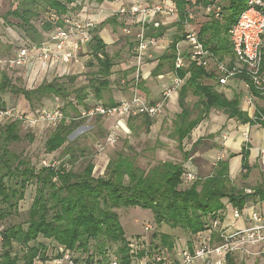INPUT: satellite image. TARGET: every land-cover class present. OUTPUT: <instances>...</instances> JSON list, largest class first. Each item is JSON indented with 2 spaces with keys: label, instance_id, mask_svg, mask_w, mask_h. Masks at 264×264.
<instances>
[{
  "label": "trees",
  "instance_id": "16d2710c",
  "mask_svg": "<svg viewBox=\"0 0 264 264\" xmlns=\"http://www.w3.org/2000/svg\"><path fill=\"white\" fill-rule=\"evenodd\" d=\"M93 1L101 4L114 0ZM170 1L177 12V19L171 25L175 29V34L171 39V46L160 57L151 75L157 76L164 62L173 70L174 49L175 45L182 40L185 22L188 20L187 10L194 16L193 22H196V16L200 15L196 24L198 39L204 47L218 61H232L228 30L243 11L247 0ZM75 2L76 0H22L16 9L8 11L1 18L4 23L7 22L8 17L17 19L19 22L16 26L21 30L24 39L29 40L30 44L39 45L42 34L31 24L32 19L37 18L39 14L35 11V7L39 5L63 17ZM211 5L220 7L219 17L215 18L213 13H204L205 8ZM115 20H117L115 17H110L101 22L100 26ZM119 25L123 24L119 23ZM52 28V23H46L41 31L48 32ZM166 29L163 26L149 29L147 35L162 38ZM87 45L93 59V63L88 65L95 69L86 85L75 87V77L70 76L65 82L61 81L65 79L62 77L43 79L35 88L25 89L14 86L7 78V73L3 72L0 77V94L9 91L13 95L22 96L28 103V109L25 110L20 105L16 107L27 115L37 109L46 108L42 106V103L45 99L51 98L59 100L55 106H59L64 114L63 104L74 94L76 103L67 102L66 104L71 105L78 115L77 105L82 106L83 109L91 106L84 104L90 94L94 99L102 101L105 93H108L114 66L113 58L107 53L106 45L98 36V29L95 28L92 31L91 41ZM175 75L183 80L178 91V105L182 108L174 131L180 145L185 139H190L191 132L208 117L212 110L219 111L227 119H233L240 124L258 125L264 129V108H259L254 113V118H250L239 108L240 96L236 92L233 98L229 99L224 93L216 90L219 86L211 73L201 67L190 65L176 70ZM139 80L135 85L138 90H141L142 83ZM231 86L232 84L226 87ZM188 94L197 98L195 108L198 112L192 120L189 111L184 107ZM254 94H256L255 91ZM36 104L41 107L34 108ZM102 104L107 107L116 105L113 102ZM6 106L9 105H4L0 100V107ZM138 117L143 120L146 128L151 126L152 119L146 115L128 119ZM65 119L55 127L45 126L52 129L44 142L46 153L56 152L67 143L73 131V125L71 122L66 123ZM20 125L26 132L32 134L36 132L25 128L20 122L0 123V204L3 206L0 208V224L8 220V223L0 226V264H19V262L34 264L35 261H49L59 256L58 248L73 254L80 252L87 261L102 260L101 263L105 264L112 256H115L118 264H133L130 253L131 242L129 243L124 236L116 212L120 208L149 209L157 226L165 224L172 229L178 228L192 237L204 231L209 220L218 218L223 221L222 213L226 209L224 201L227 205L239 210L244 209L247 200L251 197L264 202L262 187L246 193L244 188H236L232 184L228 160L235 157L234 154H229L227 159L218 160L206 176H200L194 169L198 179L188 187H184L181 181L186 171L182 164L162 162L148 169H142L135 164L134 157L131 158L122 152L108 161L102 176L94 177V166L91 162H88L81 172L72 171L65 160H58L61 161L59 166L53 168L41 167L42 159L35 168L24 160L22 155L9 151L5 145L22 140L18 134ZM25 136L31 142L33 141V136ZM200 139L198 138L192 146H197ZM248 147L244 144L240 153V168L245 172L249 170ZM64 152L68 155V160L73 162L74 155L69 150ZM183 154L184 160H188V153ZM28 185H35V196L22 218L18 204L24 199ZM153 238L158 239V242L152 249L144 248L145 240L136 239L143 248L138 255L139 259L145 257V249L149 251L166 249L168 252H173L176 248L169 235L160 234L158 238V235L154 234ZM46 241L48 245L53 246L55 256L53 254L47 256ZM111 245H118L115 251L111 249ZM149 254L147 256L150 258ZM233 257L228 256L226 264H233ZM79 258L76 260L78 261Z\"/></svg>",
  "mask_w": 264,
  "mask_h": 264
},
{
  "label": "built area",
  "instance_id": "2783aa9c",
  "mask_svg": "<svg viewBox=\"0 0 264 264\" xmlns=\"http://www.w3.org/2000/svg\"><path fill=\"white\" fill-rule=\"evenodd\" d=\"M187 11L189 12L188 20L185 22L182 40L175 45L174 49L171 82L164 86L161 101L147 103L144 98L138 97L135 93L131 99L122 100L111 107L95 103L87 109L82 108L78 111V119H113V125L105 135L104 145L114 146L118 140L119 131L124 129V120L141 115H146L150 119L161 116L165 102L183 84V80L175 75V71L190 65L201 67L211 73L219 87L233 84L236 93L242 96V101L252 110L250 118H254V113L259 109L255 107V100L264 101V0H247L243 11L229 28L228 38L232 61H218L204 47L198 39V30L191 27L194 16L189 10ZM219 11V6L211 5L205 8L204 13H213L217 18ZM163 15L171 17L172 22L176 21L177 12L172 2L162 1L158 4L136 2L128 7H121L109 15L122 22L123 32L126 35H131L135 30L132 49L137 71L135 84L139 80L144 54L148 50L157 48L168 50L171 46L172 40L163 41L162 38L147 35L149 29L162 26L158 17ZM100 16L99 11L93 19H83L75 15L60 17L55 12H50L49 18L53 28L47 39L39 45L23 41L15 55L8 58L0 55V69L14 71L39 63L44 66L45 77L50 80L67 75L70 65L77 62L68 43L79 37L80 42L87 45L91 41L92 31L97 27ZM167 17L163 19L168 20ZM63 119L65 116L59 106L40 108L29 115L22 113L16 106L0 107V121L20 122L25 128L35 131L41 125L55 127ZM248 127L247 124L241 133L245 142L249 141ZM223 139L225 140L224 137ZM98 150L101 152L102 146H99ZM258 156L264 173V149L259 150ZM222 158L223 155L218 156L217 161ZM60 162L53 158H45L40 162V166L56 168ZM197 179V175L190 170H186L181 177L184 185L192 184ZM225 210L227 211V208ZM229 211V224H224L218 218L211 219L204 231L192 236L189 244L176 248L173 252H168L166 249L152 251L145 249V257L139 260L137 257L139 251L133 252V250L143 248L137 240L133 241L130 250L132 261L135 263L137 260L138 264H226L228 256L241 254L245 257L262 259L264 263V212L248 208L239 210L234 207H230ZM237 221H242L243 226L236 227ZM150 228L147 225L144 231L148 232ZM57 253L59 256L53 259V264H102V260L87 261L85 256L77 261L73 253L63 251L62 248H58ZM105 264H118V262L116 257L112 256Z\"/></svg>",
  "mask_w": 264,
  "mask_h": 264
},
{
  "label": "rangeland",
  "instance_id": "374dc122",
  "mask_svg": "<svg viewBox=\"0 0 264 264\" xmlns=\"http://www.w3.org/2000/svg\"><path fill=\"white\" fill-rule=\"evenodd\" d=\"M133 1L137 2L140 0ZM162 1L170 0H148V3L158 4ZM14 2H10L9 6L0 5V17L14 6ZM40 12L42 13V11ZM163 17L166 18L167 16H159L158 19L160 20ZM99 18L100 19H98L97 28L101 29L105 25L100 26V23L105 19H110V16L103 18L100 16ZM167 18L172 21L171 17ZM195 19L196 21L199 20L200 15L198 14ZM36 21V18L33 19V24L36 27H39ZM18 22L19 21L17 19L9 17L8 21L4 23L0 18V55L10 54L12 51H15L24 41V36L21 30L16 26ZM119 22V20H115L110 23V25H107V28H109L110 34L114 39V45H111V47H109L108 49V52L110 53L109 55L114 60V66L112 68L110 81L111 84H113L114 90L118 91L120 88V91L124 94L122 98L131 99L135 95V93L138 94V97L143 98L144 96L139 94L140 92L138 89H136L135 82H133V79L135 81V76H137L136 67L134 66L135 62L133 60L134 58L132 57L135 30L132 31L131 35H126L123 32L124 25L120 26ZM193 24H195V22L191 24V27ZM174 30L175 29L172 28V32L175 33ZM80 51L81 50L77 52L78 57L84 56L82 51ZM147 61L148 60L145 57L142 58L141 68L142 66H145L147 64ZM86 63L87 62H84L82 64L83 66H85V68L83 70H80V72L75 76V87L82 84L86 85L85 82L91 77V73L95 69L94 67L89 66H87V68ZM148 67L153 68V66ZM132 69H134V71H132ZM14 71L15 72L0 69V77L3 72H6L7 78H9L14 86L25 89L30 88L21 78H15L17 77V73L20 74V70L17 69ZM126 71H129V73L124 75L123 73ZM133 72H135L134 75H132ZM69 77L70 75L62 76V78L65 79L61 81L65 82L69 79ZM33 78L34 74L31 76V80ZM165 79H160V81H165ZM45 80H50V78L45 77ZM161 82L159 87H162ZM129 88H132V93L128 90ZM179 89L172 95L170 99L165 102L163 113L161 114V116L152 119V124L149 128H146L143 120L140 117L132 120L128 119L126 127L127 130L124 127L123 130L119 131V138L112 147L104 145V139L108 129L113 125V122H105L100 118L78 119L75 109L71 105L66 104L67 102L76 103V101L74 100V94L63 104L66 123L71 122V124L73 125V131L69 135L68 141L63 148L51 154L45 152L44 142L49 136L52 129L47 128L43 125L36 129V132L33 134L30 132H26L20 125L18 134L22 138V140L20 142L10 143L5 146L9 151H12L17 155H22L23 159L29 162L35 168L38 167L40 160L48 157H52L56 161H67L68 167H70L74 172H81L86 164L88 162H91L94 166V177L102 176L105 172V167L108 161L115 158V156L120 152H122L124 155H129L131 158L134 157L135 164L142 169H148L149 167L162 162H172L175 164H182L183 168L188 171L189 166H186L185 163L187 161H190L192 165L197 167L200 176H206L212 171L214 164H216L217 162L218 156L223 155L225 159V154L222 150V144L225 141L223 137H228L227 133H225L227 123H224V120H226L227 117L219 111L212 110L209 113L208 117L191 132L190 139H185L180 145V143L176 139V136L174 135L176 121L178 120V115L181 112L182 108L178 105ZM216 90L224 94L226 93L227 96L229 94L227 90L222 87H216ZM232 91H234V93L236 92L235 89H233ZM161 93L162 92L160 91V89H158L152 95H150L151 97H145L144 99L147 103H157L158 101H161ZM240 97L242 98V96ZM0 100L4 105H20L21 108L25 110L28 109V106L26 102H24L25 100L22 96L13 95L9 91L0 94ZM196 100V97L188 94L184 102V107L189 111L191 120L196 117L198 112L195 108ZM52 102L48 101V99H45L42 103V106L51 108L49 106L52 105ZM263 102L264 101L255 100V107L264 108ZM39 107H41V105H34V108ZM233 121L234 127L232 128V130L242 125L240 123L238 124V122L235 120ZM25 135L33 136V141L31 142ZM198 138H201L198 145L192 146ZM243 143L248 144V142H245L244 140ZM99 146H102L101 152H99L98 150ZM64 150H69L70 153L74 155L73 162L68 160L69 157L68 155L64 154ZM184 152L188 153V160L186 161L184 160ZM259 161V156H257L254 163V168L251 169V171L245 172L244 170L239 168L237 172L238 176H236L234 180H231L232 184L236 188H244L246 193H251L253 190H256L260 187L264 189V173L261 170ZM189 185L183 184L184 187H188ZM34 196L35 185H28L25 190L24 199L18 204L19 212L22 215V218L24 217L25 211L29 209ZM255 203L259 205L260 201L251 197L247 200L246 205H252ZM261 204H264V202H262ZM224 205L229 212L226 201H224ZM1 207L3 206L0 204V208ZM116 212L118 214L119 224L124 232V236L129 243H132L137 238H141L145 240V242H143L145 245L144 247H151L152 249L157 244L156 242H158V239L155 240V238H153L154 234H157L158 238L160 234L169 235L174 243V246L177 248L178 246L183 247L186 244L190 243L189 238H191V236L184 233L181 229H172L165 224L157 226L154 222L152 211L149 209L141 207H130L120 208ZM218 216H221V214H218ZM6 223H8V220L5 223L0 224V226L5 225ZM147 225L151 228L148 232H145L144 227ZM240 226V222L237 221L236 227ZM45 244H47L48 246L47 256H50L51 254L55 256L54 248H52L53 246L50 244L48 245L47 241L45 242ZM117 246L118 245H111L110 247L113 251H115ZM140 250L141 249L133 250V252L139 251L137 252V257L140 253ZM74 256L77 258L83 257L80 252H75ZM138 263L139 261L136 260L134 264ZM19 264H22V262H19ZM34 264H53V259L49 261H35ZM233 264H260V262L254 260L253 258L238 254L233 257Z\"/></svg>",
  "mask_w": 264,
  "mask_h": 264
},
{
  "label": "crops",
  "instance_id": "0c3cea01",
  "mask_svg": "<svg viewBox=\"0 0 264 264\" xmlns=\"http://www.w3.org/2000/svg\"><path fill=\"white\" fill-rule=\"evenodd\" d=\"M21 1L22 0H0V5L1 6H5V5L9 6L10 2L11 3L14 2V6L9 10V11H12V10L16 9V7H18V5H19V3ZM191 1L194 2L196 0H191ZM137 2L148 3V0H140V1H137ZM169 2H171V1H169ZM134 3H136V2L133 1V0H114L113 2L105 1V2H103L101 4H98V3H96L93 0H76V2L70 6V10L66 13V15L80 16V18H83V19H93V18H96V12L99 11L101 13V17L103 18V17L109 16L114 11H118L121 7H128V6H130V5L134 4ZM35 11H37L38 13L40 11H42V13L40 12L41 14L39 13L38 17L36 18L37 19L36 22H37L39 27H36L33 24V19L31 21V24L34 27H36V29H38L41 32V34H42L41 43H43L47 39L48 34H49L50 31L42 32L41 28L46 23H51L50 18H49V13L53 12V11L50 10V9H48V10L44 9V8H42L39 5H37L35 7ZM8 18H7L6 21H8ZM105 20H107V19H105ZM105 20H103V21H105ZM159 21H161V24H162L163 27L167 28L165 33H164V35L162 36V40L163 41L171 40L173 35L175 34L174 32H172V28L173 27L171 26L173 24V22L170 21L169 19L167 20V19H163V18L160 19ZM110 23H112V22L105 23L104 24L105 26L102 27L101 29H98L96 27V29H98V36L102 39V41L106 45V51H107L108 54H110L108 52L109 47H111V45H114L113 36L110 34L109 28H107V25L108 24L110 25ZM119 23L122 24V22H119ZM196 23H197V21L195 22V24L192 25V28L198 30V25ZM26 41H27V43L28 42L30 43L29 40L24 39V42H26ZM68 47L73 52V54L76 56L77 62L76 63L73 62L70 65L69 72H68L67 75H70V76L74 75L72 77H75L76 74H78L80 72V70H83L85 68V66H83L82 64L84 62H87L86 63V67H87V66H89L88 64L93 63V59H92V56L90 54L89 45H83L80 42V38L79 37L72 39L68 43ZM17 49L15 51H12L8 55H2V56L5 57V58L11 57V56L16 54ZM79 50L82 51L84 56H81V57L79 56L78 57L77 52ZM165 51H166L165 49L157 48V49L148 50L144 54V57L148 61H147V64L145 66H142V68H140L141 72L139 74L140 75L139 76V79H140L139 81L142 83V89L141 90L139 89V92H140L139 94L143 95L144 96V97L142 96L143 98L151 97L150 95H152L158 89H160V91L162 92L163 91L162 87L164 88V86L166 84H169L171 82V77L173 75V71H172L171 68H169L168 64H165V62H164V65L162 67L161 72L157 76L151 75V72L158 65L159 59L165 53ZM148 66H153V68H150ZM19 70H20V74L17 73L16 74L17 77H15V78H21L26 83V85L30 87L28 89L35 88L37 85L40 84V82L43 79H45V72H44L45 68H44V66L42 64L35 63L33 65L26 66L25 68H20ZM132 71H134V69H132ZM128 73H129V71H126L123 74L125 75V74H128ZM134 73L135 72H133L132 75H134ZM33 74H34V78L31 80V76ZM163 78L164 79L166 78V79H165V81L163 80L161 82L160 79H163ZM133 82H134V79H133ZM160 82L162 84V87H159ZM85 83L87 84V81ZM83 85L84 84L77 85V87L83 86ZM229 86H230V84H229ZM132 87H133V85H132ZM222 88L227 90V92L229 93V94L227 93L228 96L225 93V96H227L229 99L233 98L234 91H232V90L236 89L235 86H233V84H232L231 87H227V88L226 87H222ZM231 88H232V90H231ZM128 90L131 91V93L133 91L132 88H129ZM86 91L88 92L89 90H86ZM123 95L124 94L120 91V88H119L118 91L114 90L113 84H111L110 85V90L108 91V93H105L102 101L94 99L92 97V94H90L88 96V98L85 99L84 104L85 105H93L95 103H109V102H113V103L117 104L120 101L125 100V98H122ZM48 101H50V102L53 101L52 105L49 106V107H54L57 103H59L58 102L59 100L57 98H51V99H48ZM24 102H26V101H24ZM26 104H28V103L26 102ZM76 108L79 111L83 107L77 105ZM239 108L242 111H244L245 113H247L249 117L252 116V110L247 107V105L242 101L241 97H240ZM103 120L105 122L106 121L113 122V119H108V120L103 119ZM127 120L123 121V125H124L125 129L127 127ZM224 121H225L224 123H227V128H225L226 129L225 133H227L228 137L226 138L224 136L225 141L222 144V146H223L222 150H223V153L225 154V159L228 158L229 154L236 155L235 157L230 158L228 160L229 177H230L231 180H234V178H236V176H238L237 172H238V169L240 168V159H241L240 153H241L242 147L244 145L243 137H242L241 133L243 132V129L247 126V124H245V125L242 124L241 126H238V127H236L235 129L232 130V128L234 127L233 126L234 125L233 124V122H234L233 119H226ZM238 124H239V122H238ZM248 128H249V141H248V144H247L249 146L248 147V150H249V157H248L249 170L248 171H251V169L254 168V163H255L256 158L258 156L259 150L264 149V129L261 128L258 125H253V126L249 125ZM196 156H198V155H196ZM222 159H224V156H223ZM185 164H186V166H189L188 169L190 171H193L194 169H196V171L198 172L197 167L192 165L190 161H187ZM261 203L262 202H260L259 205L256 204V203L252 204V205L247 204V205H245L244 209H247V208L248 209H257V210H261L262 212H264V204H261ZM227 207L230 208L232 206L231 205H227ZM230 211L228 212V209H227V211L226 210L224 211L225 212L224 215H223V223L224 224H229ZM239 222H240L241 226H243V222L242 221H239ZM235 226H236V223H235ZM178 248H179V246H178ZM253 259L256 260V261H259L260 264H264L262 259H259V258H253Z\"/></svg>",
  "mask_w": 264,
  "mask_h": 264
}]
</instances>
